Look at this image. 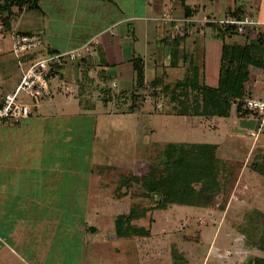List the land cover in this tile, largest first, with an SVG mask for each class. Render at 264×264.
I'll list each match as a JSON object with an SVG mask.
<instances>
[{"label":"rangeland","instance_id":"obj_1","mask_svg":"<svg viewBox=\"0 0 264 264\" xmlns=\"http://www.w3.org/2000/svg\"><path fill=\"white\" fill-rule=\"evenodd\" d=\"M144 1L152 5L147 19L130 26L152 30L146 40L137 32L136 53L146 58L147 83L156 74L165 90L152 95L147 85L139 90L143 101L133 102L135 109L128 113L131 90L121 96L118 85L102 81L112 90H75L76 97L68 92L78 86L72 83L53 95V107L43 101L30 119L0 127V264H257L264 259V112L240 116L233 107L224 118H187L195 95L202 97L203 91L185 88L199 82L188 80L183 88L181 67L167 60L155 66V53L162 52L155 33L165 32L164 2L119 0L118 5L138 13ZM184 1L205 5L207 12L213 7L210 0ZM256 1L240 0L238 10L257 19ZM197 16L196 22H207V15ZM0 28L1 100L14 91L26 63L18 65L1 18ZM215 29L223 31L220 25ZM129 36L134 38L132 28ZM203 46L190 52L193 63L203 67L209 54L212 67L217 52L207 48L208 42ZM252 51L226 54L223 62L227 90H238V83L248 80L244 90L252 92L246 96L242 90V101L260 93L264 99V52ZM245 63L257 68L247 70ZM18 101L31 100L20 94ZM119 103L122 109L115 110ZM167 144L176 145L168 150L170 157ZM186 144L213 145L214 157L192 148L183 153L184 163H172ZM198 156L200 163L210 159L212 182L193 178ZM122 217L125 233L118 236L116 220Z\"/></svg>","mask_w":264,"mask_h":264},{"label":"crops","instance_id":"obj_2","mask_svg":"<svg viewBox=\"0 0 264 264\" xmlns=\"http://www.w3.org/2000/svg\"><path fill=\"white\" fill-rule=\"evenodd\" d=\"M110 2L112 1L35 0V7L33 9L28 10L23 7L19 12V16L11 19L10 34L15 29L25 33H39L44 40L45 50L49 52H67L78 49L90 41H95V43H92L89 52L83 53L81 58L75 62H68L60 72L51 76L49 82L51 95L48 99L44 100V105L53 107V104L50 103L53 95L60 93L64 86L68 87L72 83L78 86L74 89L68 87V92L69 94H73V96L75 94L76 97H80V93L75 90L82 92V94L88 93V90H112L111 87H105L102 81H105V83L107 81L110 82L115 88L118 85L121 94L122 92H129L127 90H131V92L133 90H146L147 85L150 87L149 90H165V86L157 82L158 76L154 73H151L154 74V79L147 83L148 67L146 58L144 55L140 56L139 53H136V48L140 46V37H138L137 32H142L146 40L148 32L152 28L141 24L130 26L132 22L145 21L144 19H147L145 18L147 10H151L152 5L144 1L140 11L136 13L124 11V8L118 5L119 0H115L117 2L115 6H112ZM210 2L213 4V7L209 8L207 12L205 5L200 6L198 4L192 6L191 3L188 4L184 0H162L163 13L162 11L161 13L166 15V20L162 25L165 32L161 34L155 33L157 36V47L162 49L161 53H158V51L155 53L157 59H159L155 63V66H164L165 60H167L168 62L170 61V65L177 68L181 67L183 70V74L181 75L183 76V80L180 81L178 79L177 81L178 83L179 81L181 82L180 85L183 88L186 86V81L189 80L188 82H190L197 79L198 84L194 85L193 83L192 86L189 84V88H185V90H202L199 88L217 89L226 54L228 57L232 53L234 54L233 56H236V53H243L247 48L251 51L253 48L255 50L258 48L260 49L259 53L264 52V17L262 16L263 9H260L261 5H263L262 3H264L263 0H257V4L253 5V8L257 9V19L253 15L251 16L249 11L244 10V8L241 9L242 15L251 16L250 18L257 25L255 28L247 26V30L244 33H238L233 27L225 25H220L223 29L222 32H217L215 28L219 26L218 24L196 22L195 20L199 18L197 14L207 15L206 17L210 20L216 18V16L211 15L212 13L217 16L224 14L223 16L226 18L230 12L237 11L240 6V0H210ZM186 14H189V16ZM156 19H153V21H156ZM176 27H179V31H177ZM131 28L133 29L134 38L129 36ZM141 28H143V31H140L142 30ZM252 32L253 35L250 38ZM206 42H208L207 48L217 52V59L214 57V65L211 67L212 63L209 61L211 55L207 54V62H204L203 67L202 65L195 66L192 59L193 54L191 55L190 52L199 50L198 47H202V45L206 47ZM217 42H219L218 45ZM215 43L217 46L214 47ZM165 50H167V54L164 53ZM254 54L257 55V51ZM135 58L141 60L143 68L142 88L136 85L137 77L133 66ZM242 58L243 54H240L239 59ZM199 67L201 70L197 71ZM245 67L247 70H250L256 66L248 63ZM211 68L213 70H209ZM150 70L152 71L151 68ZM200 71L201 75L198 73ZM154 82L155 84H153ZM89 83H91L90 86ZM244 83L248 84L246 78L238 83L237 92L239 94H242V90L247 88L243 86ZM244 91L246 92H243L245 95L247 92H252V90ZM252 95L256 94L252 93ZM248 100L250 99L245 98L243 102L245 103ZM107 101H111V99ZM251 101L264 104L261 93L259 97L257 95V99H251ZM103 103L107 105L109 102ZM63 104L66 106L67 103L63 102ZM37 108L30 117L37 114L39 110ZM187 118L197 120L199 117L187 116ZM213 124L215 125L216 123Z\"/></svg>","mask_w":264,"mask_h":264},{"label":"built area","instance_id":"obj_3","mask_svg":"<svg viewBox=\"0 0 264 264\" xmlns=\"http://www.w3.org/2000/svg\"><path fill=\"white\" fill-rule=\"evenodd\" d=\"M205 23H213L233 27L236 32L244 33L247 26L255 24L249 16L235 19L227 16L224 20H210L205 18ZM177 29V27H176ZM12 51L17 57L18 65L23 68L20 80L12 93H5L0 100V127L6 123L18 124L28 119L41 102L51 95L50 78L60 72L68 62H75L83 53L90 51V41L84 46L67 52H49L44 48V40L39 33H25L17 29L11 33ZM26 95L29 103L19 102L18 96ZM248 110H260L264 112L263 103H255L248 100Z\"/></svg>","mask_w":264,"mask_h":264},{"label":"trees","instance_id":"obj_4","mask_svg":"<svg viewBox=\"0 0 264 264\" xmlns=\"http://www.w3.org/2000/svg\"><path fill=\"white\" fill-rule=\"evenodd\" d=\"M180 1H182V0H180ZM23 7L28 9V10L33 9L35 7V0H1L0 18H1L2 24L4 25V27L7 30H10L11 19L17 18L19 16L20 10ZM195 12H197V11H195ZM189 14H190V12H189ZM189 14H186V15L189 16ZM190 15H192V14H190ZM228 16L235 18V19H242V17H243L241 10L230 12V14ZM133 64H134L133 66H134V70L136 72V77H137L136 78V85H137V87L142 88L143 87V68L141 66V60L139 58H135L133 61ZM223 74H224V72L222 70L221 74H220L221 78L219 80L220 81L219 86L217 89L212 90V89L201 88L202 90H200V91H203L202 97H197L195 95L194 100L196 102L193 101V106H191L192 107L191 116H195V117L211 116V117L224 118V117L229 116L233 107H235V111L240 116H242V114L244 115L245 113H247V114L253 113L254 115L255 114L258 115L257 110L253 111V110H248L246 108V104H245L246 102L244 103L242 100H240L241 98L239 97V93L237 92V90H235V91L227 90L226 86H224V85H226L225 81H226L227 75L225 74V76H223ZM153 84H155V82ZM151 93H152V95H154L155 91L151 90ZM121 96H127V94L122 93ZM142 99H143L142 93H140L139 90H133L131 93V97H130L131 103L128 105V110H129L128 113H132V111H134V109H135L136 104H134L133 102H137V100L140 102ZM122 100H124V99H122ZM119 106H121V104L117 105V107L119 109H122ZM186 108H187V106H186ZM120 113H124V109L121 110ZM184 114H185V112L182 114L179 113L177 115H184ZM175 147H176L175 144H167L166 149H165V155L167 157H170V152L168 150H171ZM183 148H185V149L179 150V151H183L181 153L179 152V154L181 156L176 157L175 162H173L174 161L173 160V161H171L172 163H176V165H180V164L184 163L185 160L182 157L183 153L192 152V148H196V149L200 150L201 155L205 158L206 157H209V158L214 157L213 156V149H214L213 145H209V144H186V145H184ZM209 158H207L206 161H204L203 163H200L199 162L200 161L199 156L196 157L198 167H197V174L195 176H193V178L195 177V180L198 183L203 184L205 182V180H207V182H208V180H209V182L213 181L212 175H213L214 169L211 166ZM187 164H189V163H187ZM177 175L178 174L171 175L168 178H171L172 176H177ZM178 177L179 176L175 177V179ZM184 181H185L186 185H187V182L191 183L188 178H184ZM190 187L191 186H189V189H190ZM190 190H193V189H190ZM123 218L124 217L118 218L116 220V231H117L118 236L125 233V231L123 230V226H124ZM257 264H264V259H258Z\"/></svg>","mask_w":264,"mask_h":264}]
</instances>
